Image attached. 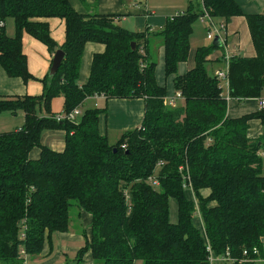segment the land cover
<instances>
[{
	"label": "trees",
	"instance_id": "16d2710c",
	"mask_svg": "<svg viewBox=\"0 0 264 264\" xmlns=\"http://www.w3.org/2000/svg\"><path fill=\"white\" fill-rule=\"evenodd\" d=\"M205 11L225 34L234 18H245L255 56L231 59L229 96L238 103L264 99V14L247 15L235 0L191 3L153 34L164 47L166 78L174 77L181 95L174 104L157 82L148 29L131 32L118 25V16L79 14L69 0H0V67L10 79L44 87L38 97H0V115L25 116L23 127L0 134V264H26L46 245L52 252L54 237L69 231L74 203L81 218L90 216L91 231L73 264L88 257L94 264L264 260V110L229 116L222 81L210 72L214 63H224L225 55L210 59L224 44L198 48L194 68L179 74ZM52 19L65 23L61 46L51 35ZM8 20L14 36L7 33ZM25 34L51 54H65L55 76L38 80L30 73ZM88 44L105 51L94 55L89 80L80 85ZM94 97L144 100L141 126L111 144L100 132L107 108H86L75 121H59L52 112L57 98L68 116ZM254 121L261 123L258 138L250 136ZM45 132L65 133L62 152L43 144ZM36 149L40 156L32 159Z\"/></svg>",
	"mask_w": 264,
	"mask_h": 264
},
{
	"label": "crops",
	"instance_id": "0c3cea01",
	"mask_svg": "<svg viewBox=\"0 0 264 264\" xmlns=\"http://www.w3.org/2000/svg\"><path fill=\"white\" fill-rule=\"evenodd\" d=\"M72 7L82 15L88 14H99L105 16H118L120 21L118 25L131 32H142L148 29L152 34L150 42L153 45V53L157 60L156 68V79L161 87H166L168 90V98H174L176 92L174 89V77L166 78L165 75V54L162 41L159 37L153 35L157 33L156 30H162L166 25L169 18L175 16L179 12H184L186 8L193 3V0H186L180 8H176L171 2L164 0L161 3H150L149 0H69ZM243 9L244 13L250 14H264V0H235ZM143 2H146L143 4ZM169 3L167 5H161L162 3ZM187 6V7H185ZM51 29V35L58 45H63L65 42L66 27L64 21L58 19H52L48 21ZM7 23V32L11 35H15V28L11 30ZM15 27V25H14ZM12 32L10 33L9 32ZM158 31V32H159ZM9 35V36H10ZM226 41L224 48L220 51L215 52L210 59L213 61L222 59L223 56L228 52L233 57H254L255 50L252 44L250 32L248 29L245 18L238 17L234 18L231 23L227 26V32L225 34ZM224 38V37H223ZM202 39L191 38V49L192 55L186 63H182L179 66V74L185 75L191 69L194 68V52L200 48ZM23 51L28 59V69L34 78L42 80L46 77L51 70L52 61L54 54H51L46 46L34 40L29 35L23 36ZM105 47L99 44H88L86 46L82 68L80 72L79 84L84 85L88 82L93 57L96 54L103 53ZM219 65H225V63H214L210 66V72L216 75L215 68ZM43 84L39 81H31L25 84L21 79H10L4 70L0 67V97H25L33 96L38 97L43 93ZM170 100V99H169ZM232 102V101H231ZM229 105V116L230 117H241L245 114L253 113L259 110L258 101L250 100L242 103H238L233 106L232 112H230ZM245 107L241 108V105ZM86 108H107V114L100 117V132L102 135L107 136L109 141L110 138L115 140L116 144L122 137L124 132L138 129L144 119L145 114V101L144 100H110L106 101L103 97H94L88 99L85 104L81 107V112ZM18 117L19 127L14 130L17 131L25 123L24 114ZM22 114V113H21ZM57 115V114H56ZM1 116V115H0ZM11 120L12 118H8ZM21 122V123H20ZM262 133L261 123L254 121L251 124L250 136L252 138H258ZM58 137V139L56 138ZM60 137V138H59ZM65 133L63 132H48V135L43 137V144L48 146L50 149L62 152L65 148ZM49 138H55L49 141ZM40 156V150L36 149L32 152L31 158L38 159ZM193 195L192 190H188ZM194 196V195H193ZM192 196V198H193ZM176 205V204H175ZM177 208V205H176ZM82 220H84L85 228L82 229L81 235L73 234H58L57 240L63 242V244H74L76 241L84 238V234H90L91 231V218L87 214H82ZM172 223L178 221V208L176 220H172ZM195 223L199 228H204V224L200 215L195 218ZM54 243V242H53ZM54 245V244H53ZM61 245L57 246L55 252V246L51 252L49 245H46L43 253L40 255V259L36 263H31L33 257H26V264H63L62 253L60 251ZM64 249V248H63ZM81 249V248H80ZM79 248L66 247L65 250L77 252ZM36 258V257H35ZM38 259V257H37ZM137 263V262H136ZM85 264H94L93 260L89 257L86 259ZM257 264H264L257 263Z\"/></svg>",
	"mask_w": 264,
	"mask_h": 264
},
{
	"label": "rangeland",
	"instance_id": "374dc122",
	"mask_svg": "<svg viewBox=\"0 0 264 264\" xmlns=\"http://www.w3.org/2000/svg\"><path fill=\"white\" fill-rule=\"evenodd\" d=\"M163 1L164 0H149L150 3H156V2L161 3ZM167 1L171 2L172 4L174 3L173 5H175L176 8H180L181 5L184 4L186 0H167ZM193 1H194L193 3H195V2L200 1V0H193ZM144 3H146V2H143V4ZM167 4H169V3L165 2V3H162L161 5H167ZM185 7H187V6H185ZM7 23H10L9 26L11 27V30L13 28H15L13 20H8ZM214 23H215V25L219 26V24H217V22H214ZM209 29L210 28H209L208 24L205 22H202L201 19H199L196 22V24L194 25L193 38L202 39V44H201L202 46H200V47H209L213 44L214 41L208 39ZM156 31L158 32L159 30H156ZM9 32H10V30H9ZM10 33H12V32H10ZM8 35H10V34L8 33ZM224 35H225V33H221V37L222 38L224 37V39L226 41V36H224ZM214 36H215V34H214ZM215 69H216L215 72L223 71V70H225V65H219ZM221 86H222V89L224 90V95L227 97L229 95L228 94V82L226 80H223ZM169 99L172 100V98H169ZM237 104L238 103L236 101L231 102L230 112H232L233 106H235ZM240 107L241 108L245 107V104L241 105ZM52 112H53V114H57L58 116H65L63 98H57L54 100V102L52 104ZM21 115H23V114L20 113L19 116H21ZM41 115L45 116L46 113L43 112V114H41ZM8 118H12V119L9 120ZM80 118L81 117H77V120ZM17 125H19L18 117H13V114L5 113V114H2L0 116V134L15 131L14 129L16 127H19ZM46 135H48V132H45L43 137H45ZM56 138L58 139V137H56ZM52 139H55V138H49V141H51ZM62 139L64 140V138H62ZM110 143L114 144L115 140L113 138H110ZM76 205H77L76 203L73 204V208L71 211L72 223L70 225L68 234L76 233V234L81 235L82 229L85 228V223H84V220H82L81 217L79 216V208H77ZM176 216H177V208H176L175 202L171 201V217H172V220H176ZM57 235L54 237V246H55V252H56L57 246L61 245V248H60V251L62 253V258H61L62 262L61 263L64 264L66 261H68V263L73 264L75 261V258H76V253L65 250V248L71 247V248H76V249L79 248L80 249L85 245V241L82 238V239H80V241H76L74 244H68V243L63 244V242H60L59 240H57ZM40 258H41L40 256H38V259H37V257L36 258L34 257V259H32L31 263H36L38 260H41ZM259 263H262V262H259ZM135 264H143V263L141 261H138ZM212 264H235V263L234 262H225L221 258H218V259H215L212 262Z\"/></svg>",
	"mask_w": 264,
	"mask_h": 264
},
{
	"label": "built area",
	"instance_id": "2783aa9c",
	"mask_svg": "<svg viewBox=\"0 0 264 264\" xmlns=\"http://www.w3.org/2000/svg\"><path fill=\"white\" fill-rule=\"evenodd\" d=\"M201 20H202V22L207 23L209 28H210L208 39L209 40H214L217 36H219L221 38V42L223 41L222 44H225L224 40L221 37V30L222 31L224 30V25H221V26L220 25L219 26L215 25L213 19L209 16V14L206 11H205V16ZM214 34H215V36H214ZM232 58H233V56H231L228 52H226L225 60H224L225 70L218 71L216 73V76H217V78L219 80H221V81L226 80L228 82L229 67H230V61H231ZM228 94H229V82H228ZM176 98H181V95L177 94L174 98H172L171 104H174ZM226 98H227L228 103L230 104V102H231L230 96L228 95ZM258 107H259V110H264V99H260L258 101ZM81 115H82L81 109H76L70 115H68V116H66V115L65 116H58L57 119L59 121H61V120L75 121L77 119V117H79ZM123 148H125V147H123ZM263 156H264V153H263ZM254 255H258V251L257 250L254 251ZM245 256H249V254L245 253ZM213 260H215V259L212 258V261ZM222 260L223 261H228V260H231V259L227 256L225 258H222ZM259 262H264V260H261V259L251 260V261L250 260H243V263H245V264H247V263L257 264Z\"/></svg>",
	"mask_w": 264,
	"mask_h": 264
},
{
	"label": "water",
	"instance_id": "95a60500",
	"mask_svg": "<svg viewBox=\"0 0 264 264\" xmlns=\"http://www.w3.org/2000/svg\"><path fill=\"white\" fill-rule=\"evenodd\" d=\"M214 45H219L222 46V42H221V38L219 36H217L213 42ZM132 50L135 51L136 50V44L132 43ZM65 59V54L60 50L57 51L56 54L53 57V61H52V66H51V70H50V75L51 76H55L57 74V72L59 71L63 61Z\"/></svg>",
	"mask_w": 264,
	"mask_h": 264
}]
</instances>
